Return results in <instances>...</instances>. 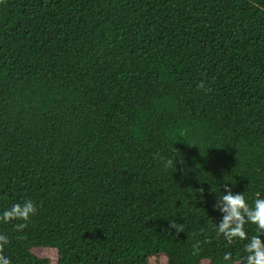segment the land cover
<instances>
[{
	"label": "trees",
	"instance_id": "obj_1",
	"mask_svg": "<svg viewBox=\"0 0 264 264\" xmlns=\"http://www.w3.org/2000/svg\"><path fill=\"white\" fill-rule=\"evenodd\" d=\"M226 184L264 198V0H0L11 264H243Z\"/></svg>",
	"mask_w": 264,
	"mask_h": 264
},
{
	"label": "clouds",
	"instance_id": "obj_2",
	"mask_svg": "<svg viewBox=\"0 0 264 264\" xmlns=\"http://www.w3.org/2000/svg\"><path fill=\"white\" fill-rule=\"evenodd\" d=\"M213 208L220 213L219 222L216 223L217 235H223L231 242L234 238L246 240L244 244L245 255L241 258L243 264H264V198L257 196L252 206L246 201L242 192H233L229 185H224L223 194L216 197ZM36 206L32 200L14 203L10 208L3 210L0 221L7 223L9 220L18 219L28 221L30 215L35 214ZM246 222L254 224L257 234L248 236L245 231ZM175 227L174 224H170ZM17 230L26 227L25 223L15 225ZM9 243L8 237L0 234V264H11L10 257L5 254V246ZM222 264H233V255L224 252ZM151 264H167V258H152Z\"/></svg>",
	"mask_w": 264,
	"mask_h": 264
}]
</instances>
